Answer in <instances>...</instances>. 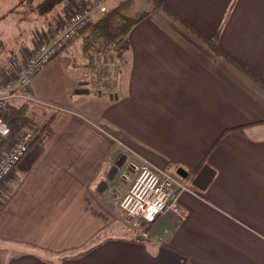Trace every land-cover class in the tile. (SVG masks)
<instances>
[{"label": "crops", "instance_id": "crops-1", "mask_svg": "<svg viewBox=\"0 0 264 264\" xmlns=\"http://www.w3.org/2000/svg\"><path fill=\"white\" fill-rule=\"evenodd\" d=\"M160 2L128 33L124 84L90 81L73 93L78 79L63 73L61 98L39 101L44 130L0 187V242L20 255L46 264L44 255L60 264H264V87L249 75L264 82V0ZM10 21L0 13V32ZM215 35L249 74L214 52L204 38ZM64 60L34 74L29 96L38 101L34 84L62 72ZM141 161L187 187L182 213L160 215L152 238L117 206Z\"/></svg>", "mask_w": 264, "mask_h": 264}, {"label": "built area", "instance_id": "built-area-1", "mask_svg": "<svg viewBox=\"0 0 264 264\" xmlns=\"http://www.w3.org/2000/svg\"><path fill=\"white\" fill-rule=\"evenodd\" d=\"M115 0H83L54 27L42 32L39 40L26 55L10 62V72L0 79V108L15 105L10 100L20 99L38 103L29 96L33 74L48 64L68 45L75 35L102 16ZM38 129L24 126L15 134L0 117V187L14 168L27 156ZM135 174L117 201L127 218L151 223L166 213H182L178 206L179 194L186 185L177 183L171 174L158 171L147 161L133 167ZM130 220V219H128Z\"/></svg>", "mask_w": 264, "mask_h": 264}, {"label": "rangeland", "instance_id": "rangeland-1", "mask_svg": "<svg viewBox=\"0 0 264 264\" xmlns=\"http://www.w3.org/2000/svg\"><path fill=\"white\" fill-rule=\"evenodd\" d=\"M41 1L43 0H0V13L5 11V14H9L11 19L13 20L7 22L6 26L0 32L3 36H5L4 41H0V79H2V77H4L7 73L10 72L11 61L20 59L22 56L26 55L25 53H27L30 49L33 48L31 40H33L34 41L33 43L36 44L43 31L59 23L70 12V10H74L77 7L76 4L75 6L72 7L64 2L61 5L54 8L53 11L51 12L39 13L36 10V5ZM82 1L83 0H80L79 2ZM117 1L120 0H115V2L112 5H115ZM76 3H78V0H76ZM131 3H132L131 7L129 8L128 12L132 15L135 12L147 10L152 6V3L149 0H131ZM2 16L4 17V15ZM54 18L57 22L56 21L54 22ZM93 23L87 26L77 35H75L73 39L68 43V45H66V47L63 49V51H61L59 54L55 56L58 57L64 55L65 57L64 63L68 70L66 68H63L64 71L62 70L61 72L60 71L61 69L53 68L52 73L50 75L46 74L41 79L39 78V81L34 84L38 88L40 95L39 94L37 95L38 103H33L29 101V105L31 106V110H32L30 115L31 121L25 126H35L36 129H40L42 127L46 118L45 115L47 113L46 114L44 113V115L42 114L43 112L42 110L45 105L40 104L39 101L44 103H52L53 101L59 100L61 98V94L59 90L61 89V87H63V84L67 82L66 79H68L63 73L66 74L68 73L70 76H74L76 79L81 78L80 85L76 84V88L73 90V93L86 91L87 90L86 87H88L89 90L91 89L90 81L97 82V79L94 78L95 79L94 80L93 77L87 75L86 70L83 71L82 65L86 61L81 57L82 51H80L79 49L80 48L79 44H81V41L83 39V34H85V32L93 25ZM18 32H20L19 35L21 36L24 33V37H22L24 38L23 44L21 45L22 47H25V49L23 48L21 49L19 38L17 39ZM18 50L19 52H17ZM126 57H128V55H126ZM125 61L126 62L123 71H118L117 69H115V67L111 68L110 71L112 76L111 80L114 81V79L115 80L118 79L120 80L121 84L125 83V79H126L125 69H126V65H128L129 63V59H126ZM52 66L53 64L50 65V67ZM37 73L38 72L34 74L36 75ZM59 73H62V75H60ZM111 89L114 92L117 89V85L115 86V89L114 87H112ZM10 101L16 103V105H20L21 103L24 102L23 100L15 99V98L11 99ZM122 213L126 216V214L123 211ZM124 215L123 217L125 218L124 219L125 223L128 224L130 223L133 229L138 228L140 230V233H142L146 237L149 238L156 237L153 233L156 225L155 221L151 223H147V222L139 221L138 219L132 217L127 218ZM128 219L130 220L128 221ZM131 234L134 235V237H136L139 233L138 234L136 233V235L135 233H131ZM143 235H138V236H143ZM23 251L24 249H19L16 248L15 246H6L2 244V242H0V264L6 263L7 260H9L12 256H18L22 254ZM43 258L49 264H60V262L53 260L51 257H47L44 255Z\"/></svg>", "mask_w": 264, "mask_h": 264}, {"label": "trees", "instance_id": "trees-1", "mask_svg": "<svg viewBox=\"0 0 264 264\" xmlns=\"http://www.w3.org/2000/svg\"><path fill=\"white\" fill-rule=\"evenodd\" d=\"M149 1L152 3L151 8L158 6L164 7L160 0ZM64 2L72 7L76 4V0H43L36 5V10L39 13L51 12ZM131 4V0L118 1L102 16L96 19L93 25L83 34V39L80 44V51H82L81 57L86 61L83 66V71L93 72L98 82H101L104 86L110 85L112 77L110 71L112 67H115L118 71H123L125 60L127 59L126 47L128 33L132 27L146 17L150 13L149 10H151L138 11L135 12L136 14L134 13L135 15H132L128 12ZM215 36L204 38L213 48L214 52L223 55L234 65L240 67V69L249 74L244 67L237 64L229 55L222 51L218 45L217 36ZM249 75L264 87V82L262 80L256 78L254 75ZM80 82L81 80L78 79L77 84L80 85ZM102 93L98 94L100 95ZM31 112V106L25 101L20 105L9 104L5 108H0V117L10 126L11 133L15 134L31 121ZM235 128L237 127H230L223 132ZM43 130L44 127L38 129V133L32 141L31 146L42 134ZM25 259L32 260L38 264H46L40 258L32 254L14 256L10 258L6 264H20Z\"/></svg>", "mask_w": 264, "mask_h": 264}]
</instances>
